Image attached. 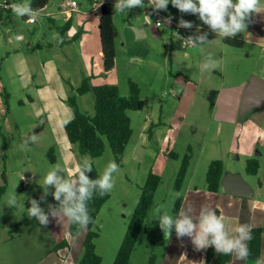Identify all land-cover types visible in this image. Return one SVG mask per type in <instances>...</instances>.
I'll return each instance as SVG.
<instances>
[{
  "label": "rangeland",
  "instance_id": "rangeland-1",
  "mask_svg": "<svg viewBox=\"0 0 264 264\" xmlns=\"http://www.w3.org/2000/svg\"><path fill=\"white\" fill-rule=\"evenodd\" d=\"M16 1L28 4L30 0ZM66 1L70 0H49L46 9L36 12L38 22L32 23L14 15L12 9L8 11L2 5L5 0H0V66L4 82L8 85L7 93L3 92L6 117L0 113V185L5 183L4 177L7 181V189L0 196V264H82L88 226L72 236L66 218L62 220V225L49 214V224L45 227L38 219H29L27 208L31 206L32 198L46 213L49 212V205L58 207L59 202L51 195L54 187L49 188L46 200H41L44 193L40 184L56 164L65 168L67 178H74L84 156L94 161L101 175L110 161L119 166L118 172L113 174L111 196L102 205L92 228L99 232L95 244L97 253L102 257L101 264H114L149 173L152 171L161 176L147 216V229L141 231L132 254L133 262L147 264L151 254H156L159 259L162 257L168 242L158 219H154L157 209L175 217L176 201L187 187L206 188L211 161L221 159L224 162V180L245 178L257 191L261 186L264 188V168L256 175L247 169L249 159H258L261 163L264 160V125L255 119L243 118L247 115L243 112L235 121L220 119L218 106L213 103L217 88L221 85L228 87L238 77L249 73L254 57H248L247 52L254 53L256 49L253 45H227L223 66L216 64L214 68L203 71L201 65L208 57L186 56L189 48L178 41L176 34H165L161 38L150 34L152 47L144 41L133 48L143 57L148 54V58L137 64V72L128 80L124 78V84L119 88L122 95H129V79H133L140 86L141 97L148 103L143 109L128 110L132 136L120 160L108 142L105 152L92 158L89 154H82L78 144L70 143L67 138L62 119H67L68 107L73 114L71 105L63 95L59 96V100L54 92L55 101L45 90L33 88V80L25 85L10 52L13 44L21 42L18 40L21 35L27 36L24 44L31 38L36 43L43 39L47 43L57 36L62 40L60 25L64 21L58 6L61 3L66 7ZM76 1L79 8L91 10L97 0ZM104 4L106 2L101 3L100 11ZM144 5V8L135 7L124 12L112 9L121 31L120 40L125 36L124 26L137 14L144 22L147 13L151 12L153 16L148 26L152 27L154 11L148 7L149 3L144 2ZM172 10V21L177 25L185 13L175 7ZM46 12H52L53 16ZM75 25H78L77 20ZM44 54L48 59L51 52L45 51ZM44 54L41 60L45 61ZM185 74L192 77L193 83H187ZM166 75L169 80L165 81L163 78ZM36 81L40 83L45 78L38 77ZM173 90H181V93L175 96ZM55 91L59 93L58 88ZM87 96L80 107L93 115L95 98L92 92ZM31 97L36 102H31ZM32 134H36L37 140H29L25 144ZM51 148L53 152L49 153ZM52 155L55 161L51 160ZM187 155L190 156L188 171L178 188V173ZM11 195L17 198L18 205L15 207L6 205ZM64 239L68 244L57 247Z\"/></svg>",
  "mask_w": 264,
  "mask_h": 264
},
{
  "label": "crops",
  "instance_id": "crops-1",
  "mask_svg": "<svg viewBox=\"0 0 264 264\" xmlns=\"http://www.w3.org/2000/svg\"><path fill=\"white\" fill-rule=\"evenodd\" d=\"M8 1L11 2V0ZM12 2L13 4H18L16 0H12ZM102 2H104V0H97L96 5L91 10H84L79 7L77 10H72L67 4V1L66 7L60 3L58 6L60 9L59 14L62 15L64 21L63 25H60L62 40L57 36L55 40L47 41V43L44 42L45 39H43L42 42L38 41V43H36V41L31 38L24 44L27 36H20L21 39L18 40L21 42H18L19 45L13 44L10 52L14 55V64L18 68L20 77H23L25 85H29L30 80H33L35 82L33 88L45 90L55 101V93L58 95L57 99L59 100V96L63 95L66 99L64 100L68 104H70L68 102V98L71 96L70 94L76 93V88L82 84L85 77H89L93 85L113 83L117 84L121 89L122 84H124V78L128 80L129 77H132L138 70L137 64H140L142 59L148 58V54L143 57L133 49L136 44L145 41L147 45L152 47L149 40L150 34L160 38L165 34L166 36L176 34L172 29L175 23H173L171 17L174 14L172 10L174 7L171 3H169L166 10L159 11L165 22L162 26L156 24V18L158 16L157 11H154L155 20L151 28L148 26V22L152 19L153 14H151V12L147 13L144 22H141V17L137 14L134 19L129 20L124 26L125 36L123 40H120L121 31L117 25L115 13L113 12L115 24L118 28L116 60L115 66L111 70L106 71L102 56L103 48L100 32V17L103 13L100 11ZM114 2L116 3V0H114ZM261 3L264 4V0H261ZM114 4L112 7L109 6V8L113 9ZM46 8L47 5L41 10ZM6 9L11 11L12 8ZM41 10H33V15ZM50 13L51 15L53 14L52 12H46V14ZM29 18V16L22 17L23 20H29L32 23L38 22L37 16L35 21H31ZM169 18H171L170 22ZM54 19L53 17V20ZM184 19L190 20L194 24L191 29L184 28L183 32L187 36L197 34L196 26H199L202 31L208 32V42L201 45L199 49H193L189 45L185 46L189 48L186 51V56L194 57L196 55H204L213 57L216 64L220 67L223 66V60L227 52L226 47L230 44L225 42L224 37L218 36L212 32L207 25H203L198 19V16L185 13ZM68 20H70V25L64 30L63 27ZM75 20L78 21L77 26L75 25ZM236 37L244 40L242 47L246 45L254 46L256 49L254 53L251 51L247 52L248 57H254V63L248 74L238 77L237 81L231 83L228 87L242 85L253 75H257L264 80V14L254 15L253 22L249 23L248 29L244 31V34L242 36L237 35ZM171 48H173V44L170 46V49ZM143 49H146V46H143ZM45 51L51 52L48 59H45ZM43 54L45 61L43 59L41 60ZM185 76L187 77L185 78L187 83H193L191 81L192 77L186 74ZM3 77V68L0 66V113L5 114L4 116L6 117L7 112L3 100V92L7 93L8 85L4 82ZM38 77L45 78V81L39 83L36 81ZM163 80H169V76L166 75ZM56 88L59 89V93L55 91ZM223 88H225V85H221V87L217 88L215 91L213 103L216 107L219 91ZM88 93L89 92L78 95L79 105L83 102L85 97H88ZM180 93L181 90H178V94ZM30 101L36 102V99L31 97ZM231 108L233 109V107ZM69 110L70 108L68 107L67 119H62L63 126L66 120L74 116V113L72 114ZM247 117L255 119L263 126L264 105L250 110L246 116H243V118ZM238 118H240V116ZM8 126H10V124H8ZM259 164V170L264 168V160L262 163L259 162ZM242 180L249 185L253 194L241 195L229 192L227 189L228 180L224 179L222 180L218 192L208 190L207 186L206 188L205 186L187 187L183 194V203L180 211L182 209L188 210L190 207L195 214L200 211L202 206H210L214 210L219 209V216L223 217L226 229L230 235H235V227L244 222L249 224L250 231L256 227H264V188L261 186V189L257 191L245 178H242ZM186 238L187 237L182 239L177 238L173 230L162 257L160 259L158 258V264H257V260L264 261V233L261 241L260 258L254 259L248 255L246 261L236 260L233 255L216 253L214 247L198 251L193 245H189L185 242ZM208 250L212 253L210 260L207 259Z\"/></svg>",
  "mask_w": 264,
  "mask_h": 264
},
{
  "label": "clouds",
  "instance_id": "clouds-1",
  "mask_svg": "<svg viewBox=\"0 0 264 264\" xmlns=\"http://www.w3.org/2000/svg\"><path fill=\"white\" fill-rule=\"evenodd\" d=\"M169 3L181 13L197 15L203 25L216 35L233 39L248 29L249 23L253 22L254 15L264 14V4L261 0H150L148 7L153 11L159 12L166 10ZM144 8V0H116L114 4L115 11H130L132 8ZM12 11L18 17L34 14L30 4H13ZM171 18H169L170 22ZM180 28H193L194 24L190 20L181 17L178 21ZM197 34L190 35L183 40L193 49L208 42V32L201 30L196 26ZM216 66V61L208 57L201 65V70L207 71ZM31 140H37L36 134H32L27 144ZM93 170L89 157L84 156L80 165L77 167V174L74 178L66 177V170L60 164L53 166L45 176L41 200H46L49 194V188L54 187L51 195L59 206L49 205V212L46 213L39 202L32 198L30 207L27 209L29 219L36 218L40 225L49 224V214L57 218V223L62 224L66 218L71 223L78 226L79 229H85L92 222L89 213L88 202L94 194L104 196L114 187L113 174L118 172L119 166L116 162L110 161L105 167L102 175L92 179L86 173ZM6 205L15 207L18 201L15 195H11ZM159 227L164 233L165 239H170L173 230L177 238L189 237L196 250H205L214 247L216 253L224 255H233L236 260L246 261L249 255L247 241L251 237L250 226L247 222L235 227V235H230L226 229L223 217L217 215L216 211L210 206H202L198 213H193L192 208L182 209L175 217L170 216L166 211L161 213L157 209ZM257 264H264V261L257 260Z\"/></svg>",
  "mask_w": 264,
  "mask_h": 264
},
{
  "label": "trees",
  "instance_id": "trees-1",
  "mask_svg": "<svg viewBox=\"0 0 264 264\" xmlns=\"http://www.w3.org/2000/svg\"><path fill=\"white\" fill-rule=\"evenodd\" d=\"M49 3V0H30L29 4L35 11L41 10ZM108 12L102 13L100 17L101 39H102V56L104 59L105 70L109 71L115 66L116 60V39L118 37V28L115 24L114 13L109 8ZM70 25V20L63 27L66 30ZM225 42L232 46L242 47L244 40L240 38L228 39ZM130 93L124 96L120 93L119 86L113 83L102 85H93L89 77H85L82 84L76 88V93L69 96L74 116L72 119L64 122V128L72 144H78L82 154H89L92 158L101 156L107 146V142L112 147L118 160L122 158L126 146L132 136V120L128 114L129 109H143L147 105V99L141 97V89L139 84L133 79H129ZM92 92L95 98V113L89 114L83 111L78 102V95ZM53 152V148L49 153ZM51 160L55 161L52 155ZM190 156L187 155L183 161L177 178V187L180 188L187 174ZM93 170L86 173L90 178L95 179L101 174L97 169L94 161L90 160ZM258 159H249L248 172L258 174ZM224 174V162L221 159L211 161L207 174V189L218 192ZM5 183L0 185V196L7 189L6 177ZM161 181V176L155 172H150L146 183L142 186L141 197L135 209L133 218L129 224L127 233L123 243L117 253L114 264H137L132 261V254L139 242L140 233L147 229V216L151 209L152 202ZM110 192L104 196L94 194L93 198L88 202V208L92 222L89 223L88 234L83 244L82 264H101L102 257L96 251L95 238L99 236V232L92 229L95 225L96 218L102 205L110 198ZM183 203V196H180L175 205V213L178 214ZM220 215V210H215ZM81 229L77 225L69 221V234L74 236ZM264 233V227H256L251 230V239L248 241L249 257L259 259L261 255V241ZM67 240H62L57 247L67 245ZM212 253L208 250L207 259L210 260ZM147 264H158V256L151 254Z\"/></svg>",
  "mask_w": 264,
  "mask_h": 264
},
{
  "label": "water",
  "instance_id": "water-1",
  "mask_svg": "<svg viewBox=\"0 0 264 264\" xmlns=\"http://www.w3.org/2000/svg\"><path fill=\"white\" fill-rule=\"evenodd\" d=\"M108 10L107 5L104 4L102 12L106 13ZM263 105L264 80L257 75H253L242 85L225 87L219 91L217 97V115L220 119L235 121L239 116L241 117L240 114L242 112L246 114L250 110L259 108ZM231 107H233V109ZM227 189L229 192L241 195L253 194L249 185L242 179L228 180ZM185 242L189 245H193L189 237L186 238Z\"/></svg>",
  "mask_w": 264,
  "mask_h": 264
},
{
  "label": "built area",
  "instance_id": "built-area-1",
  "mask_svg": "<svg viewBox=\"0 0 264 264\" xmlns=\"http://www.w3.org/2000/svg\"><path fill=\"white\" fill-rule=\"evenodd\" d=\"M104 2H106L105 5H108V6H113V4L115 3L114 0H104ZM144 2H150V0H144ZM67 4L71 7L72 10H77L78 8V2L76 0H71V1H67ZM4 7L6 8H12V5L13 3L8 1V0H5V2L2 4ZM31 21H35L36 20V16L35 15H32L30 18H29ZM150 20V19H149ZM164 18L163 16L158 12V16L156 18V24L158 26H162L164 24ZM178 25V24H177ZM176 24H174L172 26V29L173 31L176 33V35H178L179 37V41L184 45V46H188L187 42L183 43V40L185 38H187L188 36L183 32L184 28H180L178 27ZM172 93L174 95H178V91H175L173 90Z\"/></svg>",
  "mask_w": 264,
  "mask_h": 264
}]
</instances>
